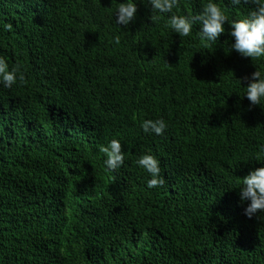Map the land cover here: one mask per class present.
Masks as SVG:
<instances>
[{"label":"trees","instance_id":"16d2710c","mask_svg":"<svg viewBox=\"0 0 264 264\" xmlns=\"http://www.w3.org/2000/svg\"><path fill=\"white\" fill-rule=\"evenodd\" d=\"M117 2L0 0L13 25L0 24V56L26 77L0 85V264H264V212L245 216L236 189L264 158V102L236 79L264 61L231 48L227 22L208 45L198 26L183 37L151 22L139 0L116 25ZM161 117L163 135L143 133ZM111 139L125 162L110 172ZM145 152L163 187L146 188Z\"/></svg>","mask_w":264,"mask_h":264},{"label":"clouds","instance_id":"9594fccd","mask_svg":"<svg viewBox=\"0 0 264 264\" xmlns=\"http://www.w3.org/2000/svg\"><path fill=\"white\" fill-rule=\"evenodd\" d=\"M146 8H150L148 19L159 22L167 19L172 32L179 36L190 37L193 29L198 26L197 36L199 40L208 45L216 44L221 34L226 32L225 22L230 26L227 34L233 38L231 48L243 57H249L252 61H264V0H205L199 11H176L181 7V0H139ZM248 5L247 11L234 18H229L228 7ZM137 15V0H122L115 4L113 17L116 25L128 26ZM3 30L12 31L10 22L0 21ZM25 73L21 65L10 66L4 56H0V85L11 88L14 84L24 82ZM247 81L243 91L239 94L246 97L251 105H261L264 102V63L255 67L250 75L236 79ZM242 85V84H241ZM168 128L166 121L161 118L145 119L141 124L143 133L147 135L161 136ZM264 151V145L260 146ZM99 151L103 154L102 164L106 171H114L121 168L125 162V154L119 139H111L106 145H101ZM259 167L249 169L246 175L240 178L236 184L240 202L247 201L244 207V215L251 218L258 212H264V158L257 157ZM147 174L146 188H160L166 183L162 174L159 159L145 152L139 155L135 161Z\"/></svg>","mask_w":264,"mask_h":264}]
</instances>
